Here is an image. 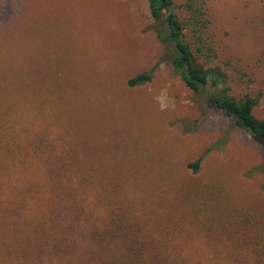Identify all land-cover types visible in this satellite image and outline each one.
Listing matches in <instances>:
<instances>
[{
  "label": "rangeland",
  "instance_id": "1",
  "mask_svg": "<svg viewBox=\"0 0 264 264\" xmlns=\"http://www.w3.org/2000/svg\"><path fill=\"white\" fill-rule=\"evenodd\" d=\"M173 11L196 62L219 66L229 95L264 119V0H173ZM161 28L146 0H0L2 232L34 203L35 163L55 170L70 156L99 171L97 216L107 204L134 216L147 250L246 264L237 248L264 249V149L184 86Z\"/></svg>",
  "mask_w": 264,
  "mask_h": 264
},
{
  "label": "trees",
  "instance_id": "2",
  "mask_svg": "<svg viewBox=\"0 0 264 264\" xmlns=\"http://www.w3.org/2000/svg\"><path fill=\"white\" fill-rule=\"evenodd\" d=\"M146 1L151 18L162 25L156 37L169 50L173 72L184 86L231 118L264 149V119H258L252 113L256 101L251 98L237 100L229 95L230 88L226 85L227 77L222 69L209 66L207 62H196L185 41V25L173 11V0ZM154 68L129 79L127 86L149 82ZM44 117L37 119L46 127ZM28 119L37 121L36 117H30V110ZM201 160L200 157L188 168L196 172ZM66 161L55 170L47 169L40 162L35 163L32 168L34 203H25L23 210L26 211L22 212V216L11 225L8 223L10 228L7 231L0 230V264H244L226 261V257L220 255L208 256L204 252L191 254L179 250L145 249L140 245L139 223L131 224V217L134 216L115 215L112 205L108 204V213L97 216L98 207L102 204L96 189L98 169L82 170L78 166L80 161L70 156ZM29 167V160H26L23 173ZM88 190L96 191L93 193L96 198L92 201L86 198ZM85 224H91L92 228L87 230ZM245 226H248V221L242 224V227ZM82 228L86 234L82 233ZM83 236L91 245L84 252ZM234 254L238 257L245 254L246 258H250L251 262L246 264H264V249L237 248Z\"/></svg>",
  "mask_w": 264,
  "mask_h": 264
}]
</instances>
